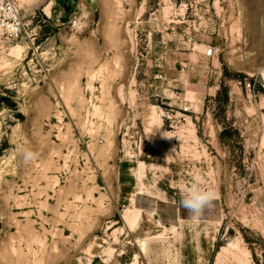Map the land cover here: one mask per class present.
Masks as SVG:
<instances>
[{"label": "rangeland", "instance_id": "obj_1", "mask_svg": "<svg viewBox=\"0 0 264 264\" xmlns=\"http://www.w3.org/2000/svg\"><path fill=\"white\" fill-rule=\"evenodd\" d=\"M13 1L0 264H264V0Z\"/></svg>", "mask_w": 264, "mask_h": 264}, {"label": "clouds", "instance_id": "obj_2", "mask_svg": "<svg viewBox=\"0 0 264 264\" xmlns=\"http://www.w3.org/2000/svg\"><path fill=\"white\" fill-rule=\"evenodd\" d=\"M264 73V69H261ZM160 127L157 126L156 129ZM163 136L167 137V133L163 132ZM37 158V154L25 150L23 152V159L25 163H28ZM217 199L216 191L203 186V181L197 177L190 187L182 189L180 192V205L187 210L190 217L193 219L199 218L205 209L210 208L214 201Z\"/></svg>", "mask_w": 264, "mask_h": 264}, {"label": "built area", "instance_id": "obj_3", "mask_svg": "<svg viewBox=\"0 0 264 264\" xmlns=\"http://www.w3.org/2000/svg\"><path fill=\"white\" fill-rule=\"evenodd\" d=\"M72 28L80 29L84 20L82 16H74L70 22ZM25 25L21 18L20 9L13 0H0V36L11 42H17L24 38ZM209 55L213 50L208 51Z\"/></svg>", "mask_w": 264, "mask_h": 264}, {"label": "trees", "instance_id": "obj_4", "mask_svg": "<svg viewBox=\"0 0 264 264\" xmlns=\"http://www.w3.org/2000/svg\"><path fill=\"white\" fill-rule=\"evenodd\" d=\"M5 101H8L7 99L5 100ZM7 103H9V102H7ZM9 105V104H8ZM16 107V106H15Z\"/></svg>", "mask_w": 264, "mask_h": 264}, {"label": "bare ground", "instance_id": "obj_5", "mask_svg": "<svg viewBox=\"0 0 264 264\" xmlns=\"http://www.w3.org/2000/svg\"><path fill=\"white\" fill-rule=\"evenodd\" d=\"M127 213V212H126ZM134 214V213H133ZM129 215V214H128ZM140 244V243H139Z\"/></svg>", "mask_w": 264, "mask_h": 264}]
</instances>
